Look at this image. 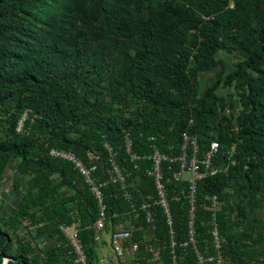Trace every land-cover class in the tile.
Segmentation results:
<instances>
[{
  "label": "trees",
  "instance_id": "trees-1",
  "mask_svg": "<svg viewBox=\"0 0 264 264\" xmlns=\"http://www.w3.org/2000/svg\"><path fill=\"white\" fill-rule=\"evenodd\" d=\"M219 52L238 60L228 74ZM219 66L200 94L199 75ZM232 87L235 99L221 92ZM126 135L139 154L156 144L178 155L184 135L196 138L201 154L217 142L216 162L225 164L235 145V165L200 181L197 195L225 202L218 217L229 264H264V231L248 227L264 205V0H0V176L14 167L18 177L10 179L16 214L0 218V264H73L60 224L78 225L89 264L98 263L97 201L73 164L50 151L88 163L96 150L109 166L107 144L141 177L135 196L154 195L133 170ZM105 193L112 225L130 219L119 190ZM172 208L184 238L187 207ZM22 225L50 247L37 251L17 239L11 254Z\"/></svg>",
  "mask_w": 264,
  "mask_h": 264
},
{
  "label": "built area",
  "instance_id": "built-area-1",
  "mask_svg": "<svg viewBox=\"0 0 264 264\" xmlns=\"http://www.w3.org/2000/svg\"><path fill=\"white\" fill-rule=\"evenodd\" d=\"M22 130L23 124L19 123L17 132L21 133ZM124 147L133 170L142 172L152 182L154 195L135 196L141 185V177L137 175L138 187L131 188L130 182L134 174L118 163L116 154L107 144L105 148L110 154L109 166L102 175L99 172L102 157L96 150L87 152L88 163L71 151H50L52 157L73 164L95 197L98 205V220L94 226L95 241H99L100 234L112 225L107 216L106 189H118L129 205L131 218L126 221L124 228L115 227L110 234L109 246L114 260L99 256L97 264L124 261L128 250L133 255L134 264H144V261L148 264H188L189 260L193 264H229V259L224 254L227 240L221 232L218 217L225 202L218 195L208 194L199 198L197 185L203 179L235 165V161L231 159L236 150L235 145L228 152L226 164L216 162L220 148L217 142H212L210 149L201 154L196 138L189 135L183 136V145L178 155L165 154L156 144L151 145L148 154H139L135 152L129 135L125 137ZM166 170L171 176L165 174ZM173 203L187 207V231L184 238H180L175 229ZM113 217H117V214L114 213ZM161 219L167 231L164 236L156 234ZM200 227L207 228L206 234L199 233ZM58 229L68 241L73 264H89L78 225L60 224ZM139 232H142L141 236L137 235ZM8 262L9 259H4L3 264Z\"/></svg>",
  "mask_w": 264,
  "mask_h": 264
},
{
  "label": "rangeland",
  "instance_id": "rangeland-1",
  "mask_svg": "<svg viewBox=\"0 0 264 264\" xmlns=\"http://www.w3.org/2000/svg\"><path fill=\"white\" fill-rule=\"evenodd\" d=\"M236 55L238 56L237 53H236ZM217 58L223 61V68H224L225 74H228L229 72H231L233 70L234 64L236 62H238L237 59H235L234 57L226 54L225 52H219L217 54ZM221 70H222V67L219 66V67H217L215 70H213L211 72L199 75V91H200V94H203L204 91L207 88H209L215 82V80H216L218 74L221 72ZM221 92L225 96L226 95L227 96H231L232 97L231 99H235L236 96H237L238 90L235 87H232V88H229V89H222ZM237 109H238L237 107H235L233 109V112L235 114H237ZM25 118H27L26 114L19 121V123L23 124V121H24ZM101 167H102V171H103L102 173L104 174L105 171L108 168V164H106V162H103L101 164ZM11 174H9L8 176L6 175V177H4L2 175L0 176V188L1 189H4V190L7 189L8 191L12 190V181L10 180L11 179ZM6 180H8V183H7ZM138 185H139V177L137 175H134L133 178L131 179L130 186H131V188H137ZM228 194H229V199H230L229 201L232 202L233 199H234V196H233L234 191L232 189H230V190H228ZM225 206L226 205H224L222 207V209ZM255 216H256V219L258 221L255 222L254 224L248 225V227L250 229H255L256 228L258 230L264 231V205L261 208V210H259L258 213ZM125 224H126V222L123 223V224L116 225V226L111 225V226H109L107 228V230L105 232L100 234V240L99 241H95L96 242V246H97V252H98L99 256H104V257H106L108 259L114 260L112 250H111V248L109 246L110 234L115 229V227H117L119 229H122V228H124ZM12 236L14 238H13V243H12V249H11V252H10L11 254L16 253V249H17V245H18V240L17 239L23 241L25 245L28 244V245H30L32 247H36L37 251H40L42 249L44 250V249L50 247L49 244H47V245L41 244V242L36 238V235L35 234H31L30 230L27 229V228H24L23 225L20 227V229L17 232H14L12 234ZM62 264H64V261L62 262ZM113 264H134V258H133L132 253L128 250L124 261H120L118 263H113Z\"/></svg>",
  "mask_w": 264,
  "mask_h": 264
},
{
  "label": "crops",
  "instance_id": "crops-1",
  "mask_svg": "<svg viewBox=\"0 0 264 264\" xmlns=\"http://www.w3.org/2000/svg\"><path fill=\"white\" fill-rule=\"evenodd\" d=\"M9 174H11L12 179L18 178L14 167L10 168L7 171V173L2 176L6 177V175L8 176ZM6 181L8 183V180ZM17 208H18V200L13 190L8 191L7 189L4 190L0 188V218L8 219L9 217L14 216L16 214ZM38 240L43 245H47L48 243H51V240L47 236H44Z\"/></svg>",
  "mask_w": 264,
  "mask_h": 264
}]
</instances>
